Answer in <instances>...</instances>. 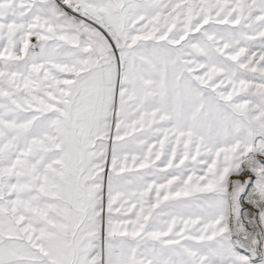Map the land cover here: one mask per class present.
<instances>
[{
    "label": "snow or ice",
    "instance_id": "obj_1",
    "mask_svg": "<svg viewBox=\"0 0 264 264\" xmlns=\"http://www.w3.org/2000/svg\"><path fill=\"white\" fill-rule=\"evenodd\" d=\"M0 264H264V0H0Z\"/></svg>",
    "mask_w": 264,
    "mask_h": 264
}]
</instances>
